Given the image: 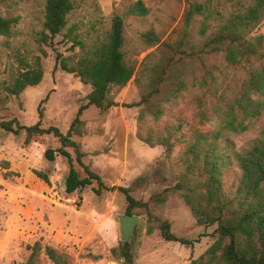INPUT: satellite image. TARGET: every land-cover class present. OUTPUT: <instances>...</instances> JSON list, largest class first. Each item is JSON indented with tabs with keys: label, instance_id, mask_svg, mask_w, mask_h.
I'll return each instance as SVG.
<instances>
[{
	"label": "rangeland",
	"instance_id": "obj_1",
	"mask_svg": "<svg viewBox=\"0 0 264 264\" xmlns=\"http://www.w3.org/2000/svg\"><path fill=\"white\" fill-rule=\"evenodd\" d=\"M135 1L74 0L75 7L68 16L67 26L50 45L41 41L46 0H4L0 14L20 16V20L12 37L0 34V119L17 118L21 124L33 125L39 120L41 106L42 127L56 126L66 133L80 105L87 102L92 87L75 73L55 69L56 55L60 52L65 57L77 58L80 46L74 43L72 36L78 35L91 43L109 31L115 14L122 15L123 50L127 61L135 67L134 76L126 86L111 90L117 106L106 113L94 105L87 108L82 116L87 133L72 138L86 153L84 162L99 173L108 186L130 187L136 199L149 202L148 209L135 208L132 213L139 216L132 237L136 262L190 264L204 255L216 240L212 232L217 225L198 226L190 208L173 189L177 173L181 171L179 159L186 143H176L172 154L167 156L163 146H150L142 138L150 133L158 136L165 128L173 131L180 125L178 135L185 134L186 139L195 127L206 131L217 128L216 119L205 125L199 123L196 99L202 91L194 84L204 72L202 60L208 67L218 64L223 67L224 55L207 54L202 46L236 14L244 12L251 0H143L150 8L145 16L129 14L128 8ZM190 3L203 4L211 15L206 18L202 13H195L184 39ZM204 22L208 29L202 34ZM149 31L157 41L149 42L145 38L144 34ZM259 34L264 35V20L251 32L252 36ZM183 39L185 43L181 48L199 52L201 59L182 55L180 49L168 46H176ZM171 56L175 62L172 72L177 80H185L188 87L172 97L169 90L176 88V79H170L163 86L160 101L165 108L164 115L158 120L147 115L140 121L144 105H138L141 99L138 79L146 84L151 76L147 68ZM37 58L44 71L42 81L27 87L19 96L9 94L6 86L13 84L26 64L35 65ZM247 122L250 125L245 131H223L218 142L223 152L243 151L261 136L264 110L258 118ZM26 138L25 131L15 134L0 128V264H54L46 254L48 246L67 256L71 264H124L122 258L111 253L113 247L124 242L118 219V215L127 210L124 194L114 190L104 191L99 196L92 189L97 186L96 182L67 193L68 160L60 154L54 161L45 157L48 148L61 147L59 138L52 133L36 135L30 143H26ZM67 149L82 177L86 176L83 167L75 161L74 148ZM36 171L47 173L50 181L41 179ZM239 178L240 169L236 164L224 168V189L232 197ZM157 194H165L166 199L158 201ZM157 219L171 221L172 231L192 243L165 240ZM149 227H153L152 233H148ZM35 244L42 249L31 263Z\"/></svg>",
	"mask_w": 264,
	"mask_h": 264
},
{
	"label": "trees",
	"instance_id": "obj_2",
	"mask_svg": "<svg viewBox=\"0 0 264 264\" xmlns=\"http://www.w3.org/2000/svg\"><path fill=\"white\" fill-rule=\"evenodd\" d=\"M3 1L0 0V4ZM74 7V0H46L42 42L53 45L54 38L67 26L68 16ZM128 12L145 16L150 8L143 0H137L130 4ZM195 13H202L206 18L211 15L206 12L203 4L190 3L186 12L184 39ZM19 20L20 16L6 17L0 14V34L12 37ZM263 20L264 0H251L245 6L244 12L236 14L215 35L207 38L202 46L207 54L224 55L223 67L219 64L208 67L202 60L204 72L194 84L202 91L201 96L196 99L199 123L205 125L216 119L217 128L206 131L202 127H195L186 139L185 134L178 135L182 127L180 125L173 131L165 128L158 136L150 133L142 138L150 146H163L167 156L172 154L176 143H186L179 159L181 171L177 173L173 189L179 192L180 198L190 208L198 226L217 225L212 232L216 240L204 255L190 264H264V129L261 136L243 151L227 154L218 145L224 130L245 131L250 125L247 121L258 118L264 110V35H251L252 30ZM207 29L208 25L204 22L201 33L205 34ZM144 36L149 42L158 40L152 31L146 32ZM72 39L80 46L78 57L71 59L58 52L55 69L61 68L75 73L83 83L90 84L92 90L86 97L87 102L80 105L68 131L63 133L56 126L42 127L44 113L41 106L38 108L39 120L35 124H21L17 118L0 119V128L15 134L25 131L26 143H30L36 135L52 133L58 137L61 147L48 148L45 157L54 161L60 154L68 160L69 172L65 179L67 193H74L96 182L97 186L92 189L99 196L104 191L114 190L124 194L127 202L126 214H132L135 208L148 209L149 202L136 199L130 187L108 186L102 176L84 162L86 153L81 144L72 138L74 135L83 136L87 133L85 120L82 119L84 111L94 105L102 113H106L111 107L117 106L118 102L111 97V90L126 86L134 76L135 67L127 61L123 50L124 17L115 14L109 31L91 43H86L78 35L72 36ZM184 39L176 46H168L175 50L180 49L182 55L198 56L201 59L199 52L181 48L185 43ZM173 61L171 56L147 68L151 71V76L146 84L138 79L141 88L138 105H144L139 116L140 121L147 115L155 120L164 115L165 108L160 101L163 86L170 79H176L171 70L175 63ZM43 75L40 58H37L35 65L28 63L19 71L13 84L6 86V91L19 96L27 87L38 85ZM176 80V88L169 90L172 97H177L179 92L188 87L185 80ZM155 137L157 140H154ZM67 147L74 148L75 161L83 167L86 176L82 177L76 168L72 153ZM231 164H236L240 169L239 184L233 197L226 193L223 181L224 168ZM36 174L44 181H50L47 173L36 171ZM155 197L158 201L166 199L165 194H157ZM157 220L158 229L165 240L192 243L172 231L171 221ZM152 232L153 227H149L148 233ZM41 249L39 244L32 246L31 263L36 260ZM45 251L54 264H71L67 256L56 249L48 246ZM111 253L122 258L124 264H138L135 260L134 239L113 247Z\"/></svg>",
	"mask_w": 264,
	"mask_h": 264
},
{
	"label": "water",
	"instance_id": "obj_3",
	"mask_svg": "<svg viewBox=\"0 0 264 264\" xmlns=\"http://www.w3.org/2000/svg\"><path fill=\"white\" fill-rule=\"evenodd\" d=\"M120 222V229L122 234V240L124 242H130L135 232L136 226L139 221V216L135 214H120L118 215Z\"/></svg>",
	"mask_w": 264,
	"mask_h": 264
}]
</instances>
